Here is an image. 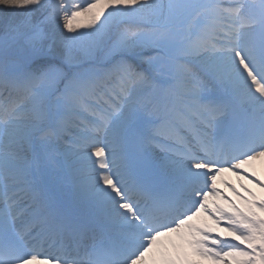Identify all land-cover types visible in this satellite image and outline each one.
<instances>
[{
  "label": "snow or ice",
  "instance_id": "snow-or-ice-1",
  "mask_svg": "<svg viewBox=\"0 0 264 264\" xmlns=\"http://www.w3.org/2000/svg\"><path fill=\"white\" fill-rule=\"evenodd\" d=\"M257 163L264 0H0V264H264Z\"/></svg>",
  "mask_w": 264,
  "mask_h": 264
},
{
  "label": "bare ground",
  "instance_id": "bare-ground-1",
  "mask_svg": "<svg viewBox=\"0 0 264 264\" xmlns=\"http://www.w3.org/2000/svg\"><path fill=\"white\" fill-rule=\"evenodd\" d=\"M256 171H257V174L259 175L260 179L264 180V163H257ZM226 178L231 180L232 182H234L236 184L237 188L240 187V183H239V181L236 180V177L231 176V174H228ZM245 183H249V182L245 181ZM249 187H251L257 193L260 192L259 188H257L255 185H253L251 183H249ZM221 188L222 189L224 188L223 184H221ZM241 191H243V190L241 189ZM228 195H231V193L229 192Z\"/></svg>",
  "mask_w": 264,
  "mask_h": 264
}]
</instances>
